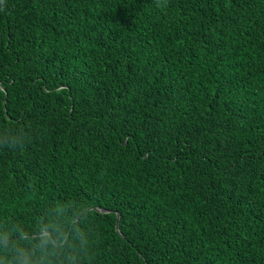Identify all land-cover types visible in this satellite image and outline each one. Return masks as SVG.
I'll return each instance as SVG.
<instances>
[{"label": "trees", "instance_id": "obj_1", "mask_svg": "<svg viewBox=\"0 0 264 264\" xmlns=\"http://www.w3.org/2000/svg\"><path fill=\"white\" fill-rule=\"evenodd\" d=\"M0 264H264V0H0Z\"/></svg>", "mask_w": 264, "mask_h": 264}, {"label": "water", "instance_id": "obj_2", "mask_svg": "<svg viewBox=\"0 0 264 264\" xmlns=\"http://www.w3.org/2000/svg\"><path fill=\"white\" fill-rule=\"evenodd\" d=\"M117 220H118V214L116 213V220H115V228H117Z\"/></svg>", "mask_w": 264, "mask_h": 264}]
</instances>
